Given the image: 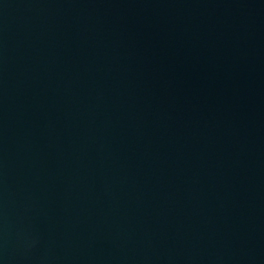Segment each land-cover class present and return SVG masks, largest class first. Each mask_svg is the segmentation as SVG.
Here are the masks:
<instances>
[{
    "label": "water",
    "instance_id": "obj_1",
    "mask_svg": "<svg viewBox=\"0 0 264 264\" xmlns=\"http://www.w3.org/2000/svg\"><path fill=\"white\" fill-rule=\"evenodd\" d=\"M0 264H264V0H0Z\"/></svg>",
    "mask_w": 264,
    "mask_h": 264
}]
</instances>
